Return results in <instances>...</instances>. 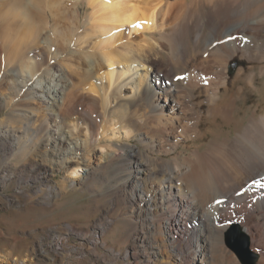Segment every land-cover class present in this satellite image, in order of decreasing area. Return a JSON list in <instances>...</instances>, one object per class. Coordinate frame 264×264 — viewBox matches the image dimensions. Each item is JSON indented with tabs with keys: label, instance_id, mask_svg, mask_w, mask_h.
Segmentation results:
<instances>
[{
	"label": "bare ground",
	"instance_id": "6f19581e",
	"mask_svg": "<svg viewBox=\"0 0 264 264\" xmlns=\"http://www.w3.org/2000/svg\"><path fill=\"white\" fill-rule=\"evenodd\" d=\"M60 1L69 15L58 11L52 24L44 0H0V83L18 98L28 94L9 113L30 136L20 156L53 133L56 164L81 171L79 182L99 179L115 161L125 168L121 188L139 201L133 243L100 255L99 227L77 251L105 264H244L225 242L237 224L264 264V0ZM237 58L247 65L230 84ZM102 70L119 100L111 117L81 81ZM124 86L134 90L129 101L120 100ZM11 119L2 123L14 130ZM108 124L125 136L98 160L94 145ZM61 192L49 187L44 195ZM159 237L168 252L153 251Z\"/></svg>",
	"mask_w": 264,
	"mask_h": 264
},
{
	"label": "rangeland",
	"instance_id": "374dc122",
	"mask_svg": "<svg viewBox=\"0 0 264 264\" xmlns=\"http://www.w3.org/2000/svg\"><path fill=\"white\" fill-rule=\"evenodd\" d=\"M44 2L53 11L52 20L56 21L54 20L52 24L59 23L60 15L64 14L63 10H59L65 9L66 3L60 0H44ZM56 27L61 29V23L56 24ZM242 65H247V62H242L239 58L231 62L228 70L230 84ZM136 67L138 71L141 70L140 67ZM83 68L87 69L85 66ZM102 71L84 74L80 80L87 81L86 86L84 85L86 90L94 87V95L99 98L106 117L108 115L111 117L113 112L117 114L120 112L119 100L110 97L116 85L109 88ZM130 75L132 74L123 76L117 84H121ZM124 88H130V92L125 91ZM12 93L6 82L0 83V264H105L96 253L86 249L79 252L76 248L80 245H91L89 240L99 236L97 234L99 227L105 229V235L99 238L98 243L100 255H107L109 249L124 251L133 243L139 225L135 215L139 201L129 198L121 188L119 178L125 170L123 164L121 161H115L102 168L99 179L89 183L79 182L81 171L77 170V175L73 176L71 175L73 166L62 167L56 164L58 159L52 153L55 146V143L51 142L53 133L42 134L38 148L25 156H20L19 152L25 147L30 136L25 132L24 127L22 130H17L19 126L9 117V113L19 103L18 99H24L28 94L22 93L18 98ZM133 95L132 87L124 86L119 97L120 100L129 101ZM29 98L34 100L33 96ZM256 101L257 95L254 94L249 97L248 105L251 107ZM238 110V115L243 116V110L241 108ZM7 118L11 119L12 127L15 126L14 130L2 123V120ZM23 122L28 125L27 127H35L37 119ZM108 125L101 136L104 142L99 145L100 147L94 145L98 150V160L107 150L113 151L114 143L125 136L119 133L120 129ZM85 133L86 131L83 135ZM130 144L143 150L142 144L135 137H132ZM88 151L89 154H86L90 155V149L86 152ZM170 158L171 156H162L164 160ZM71 180L76 182L75 186L67 187L66 184ZM49 187H55L62 192L58 197L48 200L44 194ZM234 226L240 228L239 225L232 224L225 233V242ZM164 242V237L152 242L153 251L160 249L168 252L167 248L170 247L164 245ZM226 246L231 249L227 243ZM182 247L185 249V244ZM140 251L141 248L137 247V252ZM250 252L257 257L256 264H258V255L251 250ZM107 261L113 259L108 258Z\"/></svg>",
	"mask_w": 264,
	"mask_h": 264
},
{
	"label": "water",
	"instance_id": "95a60500",
	"mask_svg": "<svg viewBox=\"0 0 264 264\" xmlns=\"http://www.w3.org/2000/svg\"><path fill=\"white\" fill-rule=\"evenodd\" d=\"M226 243L236 252L239 259L244 264H256L257 257L250 252L247 238L243 235L238 226H234L230 231Z\"/></svg>",
	"mask_w": 264,
	"mask_h": 264
},
{
	"label": "snow or ice",
	"instance_id": "6c2138e0",
	"mask_svg": "<svg viewBox=\"0 0 264 264\" xmlns=\"http://www.w3.org/2000/svg\"><path fill=\"white\" fill-rule=\"evenodd\" d=\"M137 26H139V25H137ZM177 78H178V79H181L182 77H177ZM72 175H73V176L77 175V172L74 171V172L72 173Z\"/></svg>",
	"mask_w": 264,
	"mask_h": 264
}]
</instances>
